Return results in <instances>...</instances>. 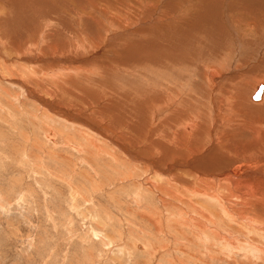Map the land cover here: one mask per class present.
<instances>
[{
	"label": "rangeland",
	"instance_id": "1",
	"mask_svg": "<svg viewBox=\"0 0 264 264\" xmlns=\"http://www.w3.org/2000/svg\"><path fill=\"white\" fill-rule=\"evenodd\" d=\"M0 4V11L11 15V5L3 0ZM39 7L34 2L28 6L15 2L13 9L16 8V12L12 14L15 17L11 15L13 18L2 19L1 15L0 18V264H264V230H250L248 234V237L259 240L263 246L261 251L241 237L233 239L237 243L234 242L232 236L237 234L233 229L245 231L247 223L239 225L238 218L223 215L219 206L209 200L210 210L213 208L222 216L223 223L217 221L220 227L224 226L221 229L233 234L231 240L221 238L204 220L189 214L186 205L178 209L180 207L173 201L150 189L149 183H163L164 179L154 176L155 181L151 180L152 172L150 167L147 168L145 159L148 156L142 152L145 146L142 144L147 142L144 140L146 129H153V126L163 128L159 126L161 120H155L151 115L154 108H161L158 103H164V91L158 85L162 81L161 87H164L162 75L168 73V69L162 70L160 64V67H150L152 69H145V66L152 64L150 57L156 54L158 58L152 60L161 63L159 55L163 46L153 39L157 49L162 51L139 53L144 63L126 71L107 70L99 74L94 70H81L85 62L80 60L74 65V62L67 61L66 64L63 60H49L41 52L44 44L60 43L61 50L67 54L65 57L70 58L80 56L73 49L80 39L69 35L71 33L66 29L63 31L57 19L48 21L50 11L47 6ZM43 16L47 17L45 21L41 20ZM27 17L30 18L27 20ZM43 22L49 23L47 34H52L45 43L41 37L33 36L38 27L44 30ZM177 41L182 44H176ZM179 44L181 47H177ZM187 44L176 40L170 49L176 54L181 49L180 53H184H179L182 60L188 52L192 54L191 43ZM203 50L204 53L207 51ZM48 53L60 54L59 49L57 53ZM19 54L21 57L18 58ZM206 54L208 52L205 57L198 55L204 58L198 60L200 63L197 56H193L195 63L207 60L209 54ZM190 55L189 58L194 59ZM164 63L162 61V65ZM190 67V70L186 69L188 72L181 68L185 74L178 69L168 71L178 75L182 73L181 79L187 78L186 81L191 83L197 70L195 66ZM31 72L33 75H29ZM131 72L137 75L133 77ZM187 73H190V79ZM61 78L65 80L61 81ZM72 79L77 82L70 84ZM33 80L39 82L34 83ZM21 82L36 94H31ZM78 85L86 90L82 91ZM57 87L59 91L55 89ZM42 88L48 89L41 91ZM195 90L196 94L192 92L190 98L185 96L178 106L186 103L192 111L206 110L208 103ZM85 91L89 96L83 93ZM37 94L50 101L52 107L43 103ZM75 96L89 97L85 101L91 109L86 111L73 106ZM158 97L162 98L160 102ZM171 103H166V106H171L170 110L174 106ZM99 109L103 117L96 116L100 112L95 110ZM187 114L184 118L189 117ZM136 115L142 121L135 118ZM104 117L106 119H102ZM81 120L94 124L95 129ZM149 124L151 126H147ZM133 127L137 130L130 131ZM130 132L137 133L132 136ZM158 166L167 168L163 161ZM174 171L177 172V168ZM170 185L174 183L171 181Z\"/></svg>",
	"mask_w": 264,
	"mask_h": 264
},
{
	"label": "bare ground",
	"instance_id": "2",
	"mask_svg": "<svg viewBox=\"0 0 264 264\" xmlns=\"http://www.w3.org/2000/svg\"><path fill=\"white\" fill-rule=\"evenodd\" d=\"M3 1L8 6L11 5V15L14 11L16 12V8L13 9L15 2H18V5L24 3L27 6L34 2V4L40 5L39 8L47 6L50 11H48L50 15H48V21L57 19L60 26L63 27V31L66 29L71 33L69 35L80 39L78 43L74 42L75 46L73 45L74 51L78 52L80 56L74 55L73 57L71 55L70 58L65 57L67 54L64 52L65 50H61L60 43L57 44L52 41L50 46L44 44L45 46L41 49V52L49 60H63L65 63L67 61L74 62L72 65L80 60L85 62L84 65L82 63L81 70H94L98 71L99 74L100 72L106 73L107 70L126 71L133 68L134 65L138 66L144 63V58H142L143 56L140 57L139 53L142 54L146 50H150L151 54L152 50L162 51L157 49L158 46H155L157 44L153 39H156L164 48L159 55L161 63H158V59L157 62L152 60L153 58L156 61V58H158L156 51V55L154 54L156 58L151 56V62H153L150 66H145V69L155 65L159 66L158 64L163 67L162 70L168 69L171 71L177 69L181 71V68L190 70L191 65L195 66L197 72L194 81H191L192 85L189 81H186L187 78L185 80L181 79L182 73L178 75V73L174 74L168 70V73L162 75L165 78L164 87H161V84L164 83L162 81L158 85L159 89L164 91L163 95L160 93L162 98L164 97V101H162L164 103L157 102L161 108H154L151 116L155 120L159 118L161 120L159 126H163V128L153 126L151 127L153 129H146L144 140L147 139V142H143L142 145L145 146H142V152L148 156L145 161L147 168H151L149 169L152 172L151 180L155 181L154 176H156L155 178L162 176L164 180L162 179L163 183H161L162 181L160 183H149L150 189L153 188L155 192L157 191L160 197L173 201L177 204V207H180L178 209H181L182 206L184 208V205H186L189 208V214L204 220L210 226V229L219 233L218 235L221 238L231 240L230 237L233 234L229 235L226 232L227 230L223 231L221 227L224 226L221 225L220 227L218 223L223 221L222 216L213 208L210 210L211 208L207 205L209 200L215 202L223 215L238 218L239 225L247 223L245 226L248 228L245 231H239L237 228L233 229L237 235L234 234L235 237L232 236V240L241 237L243 241L245 240L250 245L259 247L260 251L262 250L263 246L259 240L248 237V234L251 231L264 230V88L261 98L257 100L258 102L253 101L254 91L261 84L264 85V0H8L7 3L5 0ZM3 8L2 10H4ZM43 9L41 10L43 11ZM0 12L2 13V11ZM1 13L0 18L2 15V19L13 18L10 13ZM46 16H43L41 20L45 21ZM28 18L30 17H27V20ZM45 23L44 26L41 25L42 23L40 24L44 30L38 27L37 33L33 31V34L36 33L33 36L41 37L44 43L52 35L47 34L50 26L49 23L47 25ZM51 25L54 27L53 24ZM58 31L60 32V30ZM72 40L74 39L72 38ZM176 40H182L183 43L185 41L186 46H188L187 43H191L189 44L192 48L191 55L192 57L197 56V61L204 59L201 55L204 56L206 52H208L209 58H206L207 60H204V62L201 61V64H199V61V63H195L194 57V59L189 58L191 52H188L184 47L189 55L187 53V56L180 60L183 57L180 56L181 49L178 50L180 54H176L170 49L171 46H174L172 44ZM35 41V44H37V40ZM192 43L194 47H192ZM180 44L177 47H181ZM191 48L188 49L191 51ZM57 49H59L60 54L57 53ZM203 49H207V51L204 53ZM48 51L57 54H49ZM169 52H172V54L169 55ZM198 53L201 54V57L198 56ZM21 54L23 56V53ZM182 54L184 55V53ZM19 56L20 54L17 57L19 58ZM162 61L166 63L162 65ZM158 70L160 69L158 68ZM184 71L183 74H185ZM32 72L29 75L36 73ZM141 72L139 73L141 74ZM86 73L88 74V72ZM91 75L93 76V72ZM132 75L134 77L137 74L133 72ZM189 75L187 76L188 79H190ZM70 76H73L74 78H71L75 80L73 74ZM73 79L70 84L74 82ZM138 79H141V77ZM63 80L65 79L61 81ZM67 80L70 81V79ZM69 81L67 82L69 83ZM38 82L34 81V83ZM21 85L31 94H36V91L24 85L23 82H21ZM78 86L80 87V85ZM57 88L55 89L59 91V88ZM195 88L197 89L195 91L200 93L199 97L208 103L206 110L196 109L192 111L191 106H186V103L178 106L185 96L190 98L193 93L196 94L193 92ZM62 89L64 88L62 87ZM81 90L78 92H81ZM83 90L86 89L83 88ZM87 92L83 93L89 96ZM83 93L80 95L83 96ZM37 97L43 103L52 107L50 101L38 96V94ZM86 97L77 96L73 101L75 103L73 106L76 105V107L79 106L81 109L89 111L91 109L89 108L90 104L85 101L89 97ZM159 99L158 97L160 102L161 99ZM167 102H172L171 104L174 105H172L171 110V106H166ZM139 103V105L142 104ZM149 103L150 106L151 103ZM136 109L138 110V108ZM168 110H170L169 114ZM95 112L99 113L100 109L95 110ZM101 112L96 116L103 117ZM76 113L79 112L76 111ZM68 114L70 113L68 112ZM149 114H151V111ZM185 114L189 117L184 118ZM134 117L136 118L137 115ZM139 119L142 121L141 117ZM81 121L88 127L95 129L94 124L91 125L84 120ZM147 126H151V124ZM134 129L136 128L133 127L130 131ZM130 133L134 136L137 132ZM162 161L167 164L166 169L158 166ZM174 168H177V172L174 171ZM171 181L174 185H170ZM162 200L166 201L165 199ZM201 207L204 209L202 210Z\"/></svg>",
	"mask_w": 264,
	"mask_h": 264
},
{
	"label": "water",
	"instance_id": "3",
	"mask_svg": "<svg viewBox=\"0 0 264 264\" xmlns=\"http://www.w3.org/2000/svg\"><path fill=\"white\" fill-rule=\"evenodd\" d=\"M263 88H264V85H263V84H261V85L257 88L256 92H255L254 95H253V99H254V100H259V99L261 98Z\"/></svg>",
	"mask_w": 264,
	"mask_h": 264
}]
</instances>
